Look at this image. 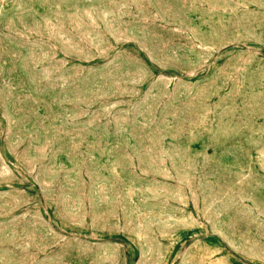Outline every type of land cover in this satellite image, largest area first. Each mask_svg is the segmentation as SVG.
I'll use <instances>...</instances> for the list:
<instances>
[{
    "label": "rangeland",
    "instance_id": "374dc122",
    "mask_svg": "<svg viewBox=\"0 0 264 264\" xmlns=\"http://www.w3.org/2000/svg\"><path fill=\"white\" fill-rule=\"evenodd\" d=\"M0 264H264V0H0Z\"/></svg>",
    "mask_w": 264,
    "mask_h": 264
}]
</instances>
